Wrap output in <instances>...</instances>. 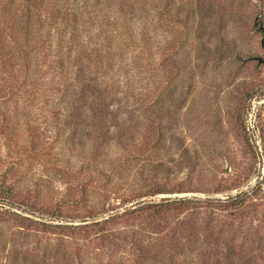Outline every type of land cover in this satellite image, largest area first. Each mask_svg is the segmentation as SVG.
<instances>
[{
	"label": "rangeland",
	"instance_id": "374dc122",
	"mask_svg": "<svg viewBox=\"0 0 264 264\" xmlns=\"http://www.w3.org/2000/svg\"><path fill=\"white\" fill-rule=\"evenodd\" d=\"M168 1L109 118L7 110L0 264H264V0Z\"/></svg>",
	"mask_w": 264,
	"mask_h": 264
},
{
	"label": "trees",
	"instance_id": "16d2710c",
	"mask_svg": "<svg viewBox=\"0 0 264 264\" xmlns=\"http://www.w3.org/2000/svg\"><path fill=\"white\" fill-rule=\"evenodd\" d=\"M159 1L0 0V129L13 124L7 110H25L40 96L56 104L54 110L69 102L68 111L86 109L109 118V100L124 92L130 69L137 71L138 51L154 50L157 27L185 10L183 2ZM245 196L219 203L239 208ZM111 218L95 226L104 227ZM137 250V258H144Z\"/></svg>",
	"mask_w": 264,
	"mask_h": 264
},
{
	"label": "water",
	"instance_id": "95a60500",
	"mask_svg": "<svg viewBox=\"0 0 264 264\" xmlns=\"http://www.w3.org/2000/svg\"><path fill=\"white\" fill-rule=\"evenodd\" d=\"M260 30L264 33V27H263L262 23H260ZM262 47L264 48V39L262 40ZM251 60L257 61L259 65H264V59L261 57H254Z\"/></svg>",
	"mask_w": 264,
	"mask_h": 264
}]
</instances>
